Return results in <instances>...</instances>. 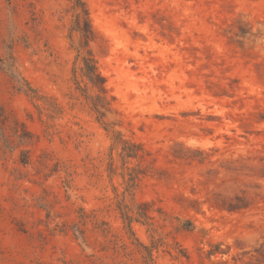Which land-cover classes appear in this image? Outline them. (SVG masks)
<instances>
[{"label":"rangeland","instance_id":"1","mask_svg":"<svg viewBox=\"0 0 264 264\" xmlns=\"http://www.w3.org/2000/svg\"><path fill=\"white\" fill-rule=\"evenodd\" d=\"M0 264H264V0H0Z\"/></svg>","mask_w":264,"mask_h":264},{"label":"trees","instance_id":"2","mask_svg":"<svg viewBox=\"0 0 264 264\" xmlns=\"http://www.w3.org/2000/svg\"><path fill=\"white\" fill-rule=\"evenodd\" d=\"M81 2V1H80ZM80 6V5H78ZM86 9L81 6V12L79 14L80 22H84L85 25H80V30L85 39H88L92 33V29L85 19ZM81 24V23H80ZM78 57L80 58L82 65L80 69L82 74L88 79V81L94 86L97 87L100 91V96L105 99L106 86H105V78L98 70L97 63L90 52V50L86 47L82 49H78ZM94 109L97 112H100L97 105L94 106Z\"/></svg>","mask_w":264,"mask_h":264}]
</instances>
